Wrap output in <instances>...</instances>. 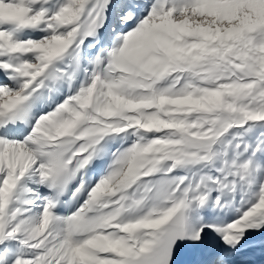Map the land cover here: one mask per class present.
<instances>
[{
    "label": "snow or ice",
    "instance_id": "1",
    "mask_svg": "<svg viewBox=\"0 0 264 264\" xmlns=\"http://www.w3.org/2000/svg\"><path fill=\"white\" fill-rule=\"evenodd\" d=\"M0 264H264V0H0Z\"/></svg>",
    "mask_w": 264,
    "mask_h": 264
}]
</instances>
